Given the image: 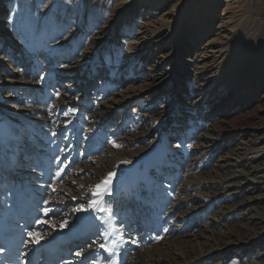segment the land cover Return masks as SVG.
<instances>
[{
	"label": "rangeland",
	"instance_id": "obj_1",
	"mask_svg": "<svg viewBox=\"0 0 264 264\" xmlns=\"http://www.w3.org/2000/svg\"><path fill=\"white\" fill-rule=\"evenodd\" d=\"M25 219L0 264H264V0H0V222Z\"/></svg>",
	"mask_w": 264,
	"mask_h": 264
},
{
	"label": "bare ground",
	"instance_id": "obj_2",
	"mask_svg": "<svg viewBox=\"0 0 264 264\" xmlns=\"http://www.w3.org/2000/svg\"><path fill=\"white\" fill-rule=\"evenodd\" d=\"M177 22H180V20L179 21H177ZM174 25H175V23H174ZM175 34V33H174ZM120 183V182H119ZM117 185H119V184H117ZM121 185V184H120ZM26 219L24 220V223L21 225V232L20 231H18V228H16L15 226H10V227H8V226H6L5 225V222H3V221H1L0 222V248L3 246V242H1L3 239H8L9 240V242H12V244H14V247H8L7 246V248L8 249H6L7 251H4V253H5V255L4 256H6V258H10L9 260H12V258L13 257H15L14 258V260L16 259V260H19V258H21L20 257V253H21V251L20 250H18V246H20L21 244H22V242L21 241H23V235L25 236L27 233H29L28 232V229H29V227H30V225L31 224H25L26 223ZM30 223H31V221H30ZM90 223V222H89ZM24 225H26L27 226V228L26 229H24ZM11 230L13 231V232H15V235H14V233H13V235L14 236H11ZM20 230V229H19ZM24 230V231H23ZM113 230V229H112ZM111 231V230H110ZM115 231V230H114ZM114 232L112 231V232H110V234H113ZM58 234V233H57ZM85 234H87V236L88 235H91L90 233H88L87 231H85V229H84V231H79V232H77V233H74V232H70L69 234H67V235H65V233L64 234H61L60 236H62L63 238H60V236H58V235H55L54 234V236L52 235V236H50L48 239H50L49 240V242L47 243V245H46V248H45V252L43 253L44 255H43V257H42V259H44L45 257H46V255L47 254H49V260H51V259H55V258H60L59 256H58V253H60L61 254V257H63V259L65 258V256L66 255H68V253H69V251L68 250H64L63 251V253H64V256H63V253L60 251V247L62 246V245H64V246H69L68 244H76L77 243V241H82V240H84V238L86 237V236H84ZM109 234V235H110ZM10 235V236H9ZM5 236L7 237V236H9V237H7V238H5ZM32 236V235H31ZM18 237H19V240H18ZM33 237H30V240H32V242L36 245V247L35 248H33V251L34 252H37V254H38V250L40 249V246L41 245H43L44 244V242H45V240H47L46 238L45 239H41L40 237H38L37 239H32ZM112 239V238H111ZM7 240V241H8ZM37 240L39 241V242H37ZM16 242H18V244H16ZM119 243L120 244H124V241H119ZM41 244V245H40ZM119 244V245H120ZM42 247V246H41ZM122 247H123V245H120V251L122 250ZM4 248V247H3ZM39 248V249H38ZM54 248V249H53ZM19 249H20V247H19ZM19 251V252H18ZM44 251V250H43ZM77 252V251H76ZM88 252V251H87ZM119 253V252H118ZM37 254H34V256H32V255H30V259L31 260H33L34 259V257L37 255ZM3 255H0V258H2L3 257ZM53 255V256H52ZM72 254H70V256H71ZM52 256V257H51ZM8 259H4L3 260V264H8V261H9ZM118 262V261H117ZM59 263H60V261H59ZM64 263H66V262H64ZM119 263V262H118ZM50 264V263H49Z\"/></svg>",
	"mask_w": 264,
	"mask_h": 264
},
{
	"label": "snow or ice",
	"instance_id": "obj_3",
	"mask_svg": "<svg viewBox=\"0 0 264 264\" xmlns=\"http://www.w3.org/2000/svg\"><path fill=\"white\" fill-rule=\"evenodd\" d=\"M41 79H43V77ZM56 95L59 96L60 93L57 92ZM72 111L75 112L76 109H72ZM55 134L56 133H53V135H55ZM112 143H113L114 146L119 147V145H116L115 142H112ZM123 163H127V161H123ZM56 175L59 176L60 172H57ZM112 175H113L112 173H109L108 177H106L105 180L101 181L100 184L94 186L93 191H92V195L93 196H100L101 195V191H98V190L102 189L104 192L108 191L107 185L110 183V178H111ZM97 205H98V201L97 200H93V201L90 202L89 207H96ZM99 210L102 211V212H106V214L109 217L112 216V210L110 208H99ZM29 235L31 236L33 234L30 232ZM37 242H39V241L37 240ZM93 243H95V242H93ZM132 243H136V241L133 240ZM91 246L92 245H89V247H91ZM99 247L100 248H104L105 251H108L110 253L113 252L112 248L107 247V245H105L103 243L99 244ZM0 250H2V249H0ZM81 254H82L81 252H77L76 253L77 256H80ZM106 259L108 261V264H118V262L115 259H112L111 257L106 258ZM94 264H95V262H94Z\"/></svg>",
	"mask_w": 264,
	"mask_h": 264
}]
</instances>
